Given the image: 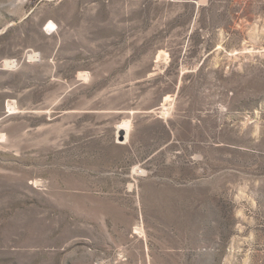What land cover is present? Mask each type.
I'll return each instance as SVG.
<instances>
[{"label":"rangeland","instance_id":"obj_1","mask_svg":"<svg viewBox=\"0 0 264 264\" xmlns=\"http://www.w3.org/2000/svg\"><path fill=\"white\" fill-rule=\"evenodd\" d=\"M0 264H264V0H0Z\"/></svg>","mask_w":264,"mask_h":264},{"label":"bare ground","instance_id":"obj_2","mask_svg":"<svg viewBox=\"0 0 264 264\" xmlns=\"http://www.w3.org/2000/svg\"><path fill=\"white\" fill-rule=\"evenodd\" d=\"M165 100H166V99H164V101H165ZM8 107H10V106L8 105ZM10 108H11V107H10ZM169 217H170L172 220L176 218L175 215H173V214H171Z\"/></svg>","mask_w":264,"mask_h":264}]
</instances>
